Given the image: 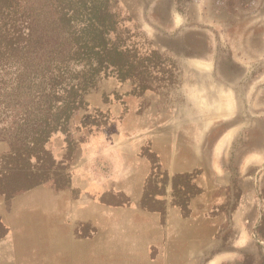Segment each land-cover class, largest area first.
<instances>
[{
	"label": "rangeland",
	"instance_id": "374dc122",
	"mask_svg": "<svg viewBox=\"0 0 264 264\" xmlns=\"http://www.w3.org/2000/svg\"><path fill=\"white\" fill-rule=\"evenodd\" d=\"M49 1L29 5L44 9ZM103 1L115 15L110 38L124 46L125 64L108 71L43 145L49 181L14 196H59L77 153L91 149L94 165L106 168L112 163L99 155L100 141L115 157L120 135L157 121L173 128L179 159L205 166L206 185H223L225 220L213 238L206 229L197 264H264V0ZM17 127L0 134V174L11 148L28 141L25 126ZM175 185L194 184L179 177ZM184 188L180 201L195 193Z\"/></svg>",
	"mask_w": 264,
	"mask_h": 264
},
{
	"label": "crops",
	"instance_id": "0c3cea01",
	"mask_svg": "<svg viewBox=\"0 0 264 264\" xmlns=\"http://www.w3.org/2000/svg\"><path fill=\"white\" fill-rule=\"evenodd\" d=\"M177 138L157 121L142 125L119 136L115 157L100 141L111 166H95L89 148L77 153L59 196L0 198V264H197L206 229L213 238L225 220L223 185L179 159ZM179 177L194 185H175ZM185 186L195 193L180 201Z\"/></svg>",
	"mask_w": 264,
	"mask_h": 264
},
{
	"label": "trees",
	"instance_id": "16d2710c",
	"mask_svg": "<svg viewBox=\"0 0 264 264\" xmlns=\"http://www.w3.org/2000/svg\"><path fill=\"white\" fill-rule=\"evenodd\" d=\"M29 1L0 0V123L9 125L1 130L25 126L28 139L7 153L0 174L6 197L49 181L43 145L108 71L125 64L124 46L110 38L115 15L103 0H50L44 9Z\"/></svg>",
	"mask_w": 264,
	"mask_h": 264
}]
</instances>
